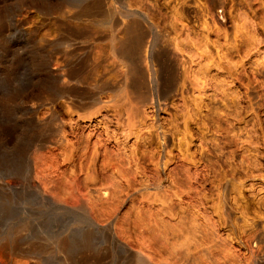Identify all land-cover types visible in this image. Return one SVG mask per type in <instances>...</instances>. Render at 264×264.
<instances>
[{
	"label": "rangeland",
	"instance_id": "obj_1",
	"mask_svg": "<svg viewBox=\"0 0 264 264\" xmlns=\"http://www.w3.org/2000/svg\"><path fill=\"white\" fill-rule=\"evenodd\" d=\"M0 264H264V0H0Z\"/></svg>",
	"mask_w": 264,
	"mask_h": 264
},
{
	"label": "bare ground",
	"instance_id": "obj_2",
	"mask_svg": "<svg viewBox=\"0 0 264 264\" xmlns=\"http://www.w3.org/2000/svg\"><path fill=\"white\" fill-rule=\"evenodd\" d=\"M91 2V1H90ZM97 2V1H96ZM88 4L89 3H87V4H85V5H82V6H80V12H84V11H86L87 12V8H88ZM94 4V3H93ZM97 5H98V3H97ZM90 7V6H89ZM95 7H96V5H95ZM97 8V7H96ZM78 12H79V10H77ZM89 12V11H88ZM91 12V11H90ZM81 14V13H80ZM89 14V13H88ZM91 14V13H90ZM85 15H87V14H85ZM124 37L122 38V39H120L119 41H118V46H117V49H116V52H117V54L122 58V59H124L125 61H126V65H127V67H128V71H129V73H130V75H131V78L132 79H137V77L139 78V77H141L144 73H142L141 74V70L140 69H137V67L135 66V57L137 56V53H138V51H139V49L143 46V43H142V40L144 39V37L143 36H145V34L143 35L140 31H139V24H138V22L136 21V20H132V21H130L129 23H127L126 24V26H125V28H124ZM146 38V37H145ZM142 49V48H141ZM161 52V51H160ZM163 52H165V51H163ZM162 52V53H163ZM161 54V53H160ZM142 56V55H141ZM154 56H156V54L154 55ZM163 56V55H162ZM167 57V56H166ZM162 58V57H161ZM168 58H169V56H168ZM167 58V59H168ZM155 59V58H154ZM138 60V59H137ZM140 60V59H139ZM169 60V59H168ZM168 63V62H167ZM140 64V63H139ZM85 65V64H84ZM83 65V66H84ZM142 65V64H141ZM160 65V64H159ZM82 66V67H83ZM162 66V65H161ZM169 66V65H168ZM79 67V66H78ZM171 67V66H170ZM169 67V68H170ZM84 68H85V66H84ZM88 68V67H87ZM86 68V69H87ZM141 68V67H140ZM144 68V67H143ZM142 68V69H143ZM83 70H85V69H83ZM144 70V69H143ZM87 71H89L88 69H87ZM167 71V70H166ZM169 71H171V70H169ZM86 72V71H85ZM116 72V71H115ZM87 73V72H86ZM93 73V72H92ZM68 74V73H67ZM88 74V73H87ZM169 74H171V73H169ZM69 75L72 77V78H74L75 80H82L83 78H84V75H83V72H82V70L80 69V68H72V69H70L69 70ZM86 76V75H85ZM173 76V75H172ZM89 77V76H88ZM163 77H165V76H163ZM86 78H87V76H86ZM89 79V78H88ZM135 79V80H136ZM160 79V78H159ZM161 79H163L162 77H161ZM165 79V78H164ZM163 79V80H164ZM84 80V79H83ZM105 80V79H104ZM104 80H101V81H103V83H105L106 81H104ZM140 80V79H139ZM134 81V80H133ZM141 81V80H140ZM139 81V82H140ZM165 81V80H164ZM169 81V80H168ZM173 81V80H172ZM85 82V81H84ZM83 81H82V83H84ZM135 82V81H134ZM144 82V81H143ZM167 82V81H166ZM171 82V81H170ZM136 83H138V82H136ZM145 83V82H144ZM170 85V84H169ZM107 87L106 86V84L105 85H103V87ZM143 86V85H142ZM145 86V85H144ZM164 86H166V85H164ZM171 86V85H170ZM73 87V86H72ZM77 87V86H76ZM82 87V86H81ZM98 87H100V86H98ZM169 87V86H168ZM40 88V87H39ZM78 88V87H77ZM77 88H76V90H77ZM134 88V87H133ZM165 88V87H164ZM88 89V88H87ZM141 90H142V88H141ZM144 90V89H143ZM63 91H66L65 89H59L58 91H57V93H59V92H63ZM71 91H75V89L74 88H71ZM135 92V91H134ZM142 92V91H141ZM144 92V91H143ZM145 92H146V90H145ZM91 93V92H90ZM146 95V94H145Z\"/></svg>",
	"mask_w": 264,
	"mask_h": 264
}]
</instances>
